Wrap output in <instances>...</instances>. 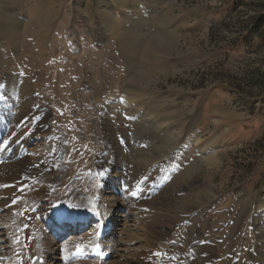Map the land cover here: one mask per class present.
Listing matches in <instances>:
<instances>
[{
  "label": "rangeland",
  "instance_id": "rangeland-1",
  "mask_svg": "<svg viewBox=\"0 0 264 264\" xmlns=\"http://www.w3.org/2000/svg\"><path fill=\"white\" fill-rule=\"evenodd\" d=\"M20 1L18 36L0 40V130L16 137L18 114L27 111L16 101L24 83L25 105L47 112V135L25 156L46 161L24 169L39 173L19 208L0 192V264L44 258V233L56 239L60 264H98L69 259L92 223L57 236L36 206L100 188L107 118L123 150L113 185L123 182L115 195L126 210L110 232L115 239L146 251L143 264H251L264 232V0ZM169 32L174 44L146 46ZM136 121L149 129L132 133Z\"/></svg>",
  "mask_w": 264,
  "mask_h": 264
},
{
  "label": "bare ground",
  "instance_id": "bare-ground-1",
  "mask_svg": "<svg viewBox=\"0 0 264 264\" xmlns=\"http://www.w3.org/2000/svg\"><path fill=\"white\" fill-rule=\"evenodd\" d=\"M21 6H22V4H21L20 0H0V40L4 39L3 34L7 35V37H9V38H15L18 36L19 23H20V19L22 18V15L17 10ZM124 6H125V4H124ZM102 12H104V16H105L103 19L104 21L102 23H104L107 26V28L111 29V27H112L111 25H113V23H114V22H112V21H114L113 15L111 14V12H109L107 10L106 11L104 10ZM111 19H113V20H111ZM44 22H46V20ZM122 35L124 36V38H123V41H121V42L126 43V45H128V42L130 40V36L127 37L125 34H122ZM175 38L176 37L174 36V33H171V32H169L167 34H157L156 36H154L153 40H151L152 38L150 39L151 43H149V44L147 43L146 46H154L153 44H156L157 46H159L161 49L164 50L165 46L167 47L171 43L174 44ZM121 48H123V47L121 46ZM122 51H124V50L122 49ZM21 79L22 80L24 79L23 76ZM25 88H26V86L23 83V85L21 86V89H19V92H18V95L20 97H19V99L16 100L17 104H19V105L23 104L25 106V108H27L26 113L22 112V113L18 114L17 118H19V123L17 124V126L14 129V132L17 133L16 137H14L11 140H9L10 138L5 139L4 138L5 129L2 128L0 130V192H3L4 194H6V196H11L12 199L14 197L18 198L14 208L21 206L23 204V202L26 200L25 192H27L26 190H28L26 184H28L30 182V180H33V178L37 177L38 173H39V171H38L37 173L33 172L31 174L24 175V173H25L24 169L26 167H30V168H33V170H37V168H39L38 170H40L42 167V163L44 164V162L46 161L44 159L40 160V157H39V158H35L33 160L34 162H31L32 159L29 160V158L25 156V154H26L25 152L29 148V144L31 143V141L33 139H37L40 134L45 133V131H46L45 124H46V120H47V112L43 108H42V110H41V108H36L35 103H32V102L30 103V105H28L29 107H27L25 105V103L27 102V99L25 97V92H24ZM118 98L119 97L116 94H113L109 100L108 108H109L110 115H112L114 108L118 104L116 102V100ZM123 103L125 104L126 102H123ZM23 105H22V108H24ZM38 113H39V115H38L39 117L37 116ZM141 117H140V119H141ZM35 118H36V120H35ZM132 118H135V116ZM111 121L112 120L110 118L106 119V122H107L106 123V125H107L106 132H107L108 143H109L107 145H110V147H108L109 148L108 152L110 153V156L107 158V160L102 165L103 169L101 170L102 179L100 180V188L98 190L95 188V190H96L95 193L87 194V196L84 199L77 198L76 200H73V201L70 199L65 200L63 198H56V197L49 198L46 201L45 200L43 201V199L41 201L39 199L41 202H39V204L36 206L37 207V213L42 217V219L45 220L44 222L47 225H50V227H52V230L56 232L57 236H62V235H64V233H65V235H67V226H68L67 223H72V222L74 223L75 221H78L76 224V227H74V228L72 227L71 230L72 229L73 230L74 229H76V230L83 229L84 224L80 223L79 220L89 218L90 212L95 214L99 219L98 222L92 221V222H95L94 227H96V229L98 228L99 224H101V223L109 225L113 228V226L116 224V222L119 221V216H118L119 214H121L125 217L124 210H126V207L123 203L120 202L121 199L118 198L117 195H115V193L118 194V193L124 192L123 182L119 181L118 185H113L114 175L117 172H119V168L114 166V163H116L115 159L118 157L119 152L122 153L123 150L121 147L122 145L119 142H116V140L113 138L117 129L115 128V126L113 124H110ZM136 125L138 127L133 129L134 131L132 133H138L142 130H145V129L148 130L149 129L148 128L149 126H142L141 123L138 124L137 121H136ZM139 126H141V127H139ZM154 132H156V131H154ZM144 133H145V131L143 132V134ZM159 134H161V132L157 131L155 136L161 137V135H159ZM49 137H47V138H49ZM58 138H60V137H58ZM171 139H172V137H171ZM166 140H168V139H166ZM174 140H175V138H174ZM56 153H58L57 149H56ZM122 155L123 154H121L120 156H122ZM81 158H83V157H81ZM208 161L210 162L211 160H208ZM46 165H48L50 170L56 169V166L53 163L51 165H49L47 162ZM46 165H44V166H46ZM15 186L17 188H18V186H25V187H24L23 191L21 193H19L17 191V189H13ZM118 187H119V190L117 191ZM40 190L43 194H45V192L46 193L51 192L50 186H48V185L46 187L45 186L42 187ZM107 191H108V193L109 192L111 193V194H107V195H109L108 199H107V197H105L106 195L102 196V193L103 192L107 193ZM96 197H97V199H95ZM115 197H117V198H115ZM44 198H45V196H44ZM109 198H110V202L108 203L107 200H109ZM127 198H128V202H129V200H132L128 196H127ZM69 202H71L70 206L68 205ZM2 209H4V208H1V210ZM5 209H7V208L5 207ZM59 221L62 222L63 226H60L61 223L59 225V223H58ZM64 222H65V224H64ZM127 229H129V227ZM59 230H61V231H59ZM135 232H137V231H135ZM0 234H2V233H0ZM115 236L116 235L114 234V232L109 233V237L107 236L104 239V241L98 242L96 239V230H95L94 234H91V232H90L86 237H82L80 242L82 241L84 243L80 244V246L77 248L91 249L94 244H97V243L102 244L105 247L106 251L111 252V258L114 255L117 256L118 261H113L112 263H114V264H143V259L150 258V256L147 255V252L144 251L143 249L135 250L132 247V245L130 244L129 238H128L129 240H127V241L126 240L125 241H117L115 239ZM257 236H258L257 242L252 247L251 264H264V232H260ZM42 237L45 238L44 241L48 246L47 250L44 249V250H46V256H44V258H45L44 264H60V261H62V260L58 257V255H56L58 248H59L56 239L50 238L47 241L46 240V237H47L46 233H44ZM86 238L88 239V241L85 243V241L87 240ZM72 253L69 256V259H71ZM43 254L45 255V252H43ZM34 255L36 256L37 253L33 254V256ZM39 257H41V255ZM154 259H155V261H157L156 255L154 256ZM112 263H110L109 260H107L106 262H102V263L100 262L99 264H112ZM236 264H245V263L237 262Z\"/></svg>",
  "mask_w": 264,
  "mask_h": 264
},
{
  "label": "trees",
  "instance_id": "trees-1",
  "mask_svg": "<svg viewBox=\"0 0 264 264\" xmlns=\"http://www.w3.org/2000/svg\"><path fill=\"white\" fill-rule=\"evenodd\" d=\"M263 20H264V15L262 17L261 16L259 17V23L263 22Z\"/></svg>",
  "mask_w": 264,
  "mask_h": 264
}]
</instances>
